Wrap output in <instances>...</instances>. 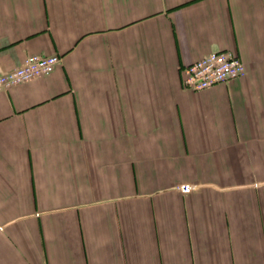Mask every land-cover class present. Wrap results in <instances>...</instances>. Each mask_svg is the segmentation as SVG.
<instances>
[{"label": "crops", "instance_id": "1", "mask_svg": "<svg viewBox=\"0 0 264 264\" xmlns=\"http://www.w3.org/2000/svg\"><path fill=\"white\" fill-rule=\"evenodd\" d=\"M215 49L244 73L183 87ZM29 54L60 60L0 91V264H264V0H0V71Z\"/></svg>", "mask_w": 264, "mask_h": 264}, {"label": "built area", "instance_id": "2", "mask_svg": "<svg viewBox=\"0 0 264 264\" xmlns=\"http://www.w3.org/2000/svg\"><path fill=\"white\" fill-rule=\"evenodd\" d=\"M59 60L56 54L26 55L20 65L6 72L0 71V91L50 72ZM244 71V63L234 52L211 51L181 67V84L187 89L200 90L220 82H229ZM191 187L188 183L178 186L182 192H188Z\"/></svg>", "mask_w": 264, "mask_h": 264}, {"label": "rangeland", "instance_id": "3", "mask_svg": "<svg viewBox=\"0 0 264 264\" xmlns=\"http://www.w3.org/2000/svg\"><path fill=\"white\" fill-rule=\"evenodd\" d=\"M185 183H188V184H190L192 186L191 190H189L188 192H190V191H192V190H194L196 188L193 183H190V182H185ZM181 184H183V183H181ZM188 192H182V193H188Z\"/></svg>", "mask_w": 264, "mask_h": 264}, {"label": "water", "instance_id": "4", "mask_svg": "<svg viewBox=\"0 0 264 264\" xmlns=\"http://www.w3.org/2000/svg\"><path fill=\"white\" fill-rule=\"evenodd\" d=\"M212 51H217V50L215 49V50H212Z\"/></svg>", "mask_w": 264, "mask_h": 264}]
</instances>
